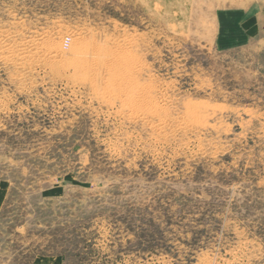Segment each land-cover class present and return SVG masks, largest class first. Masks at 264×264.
<instances>
[{
  "label": "rangeland",
  "instance_id": "1",
  "mask_svg": "<svg viewBox=\"0 0 264 264\" xmlns=\"http://www.w3.org/2000/svg\"><path fill=\"white\" fill-rule=\"evenodd\" d=\"M233 1L0 0V264H264V5Z\"/></svg>",
  "mask_w": 264,
  "mask_h": 264
},
{
  "label": "crops",
  "instance_id": "2",
  "mask_svg": "<svg viewBox=\"0 0 264 264\" xmlns=\"http://www.w3.org/2000/svg\"><path fill=\"white\" fill-rule=\"evenodd\" d=\"M263 5H264V0H261V6H263ZM250 6H251V4H250ZM248 11H249V7L247 6V2H245V1L242 2V1H240V0H237V1L234 0V1L231 3V5H229V6L227 7V9H225V10H220V11H219V13L221 14V15L219 16V21H220V22H224V21L226 20L225 18L222 17V13H233V14L241 13V14L246 15ZM261 13H263L262 10H261ZM237 20H238L240 23H242V24H245V23H246V26H243V28H244L246 31H248V32H247V36H248V35L251 36L250 31H251V28L253 27V25H250V24L252 23L251 21H250V23H249V20H250V19H247V17H243L242 19L237 18ZM259 20H260L261 23H263V22H264V16H261V17L259 18ZM254 21H255V20H254Z\"/></svg>",
  "mask_w": 264,
  "mask_h": 264
}]
</instances>
